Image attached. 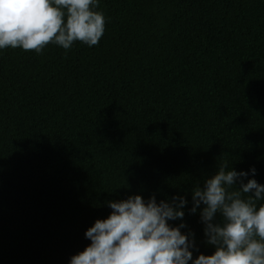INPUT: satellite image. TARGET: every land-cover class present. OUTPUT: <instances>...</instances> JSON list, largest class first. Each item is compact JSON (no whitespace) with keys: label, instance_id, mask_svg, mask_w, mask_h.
<instances>
[{"label":"trees","instance_id":"obj_1","mask_svg":"<svg viewBox=\"0 0 264 264\" xmlns=\"http://www.w3.org/2000/svg\"><path fill=\"white\" fill-rule=\"evenodd\" d=\"M94 10L97 45L0 49V264H69L135 194L183 197L181 232L209 255L192 190L223 161L264 185V0Z\"/></svg>","mask_w":264,"mask_h":264},{"label":"clouds","instance_id":"obj_2","mask_svg":"<svg viewBox=\"0 0 264 264\" xmlns=\"http://www.w3.org/2000/svg\"><path fill=\"white\" fill-rule=\"evenodd\" d=\"M98 5L99 0H0V49L39 54L50 43L65 50L76 41L97 45L105 30L103 13L94 10ZM226 169L223 161L202 188L192 190L190 211L200 208L211 254L193 257L192 234L181 232L183 197L157 202L154 195L145 201L135 194L108 201L112 211L86 230L90 244L69 264H264V203L257 206L264 185L253 178L245 182L247 172ZM177 219L178 226L169 225Z\"/></svg>","mask_w":264,"mask_h":264}]
</instances>
